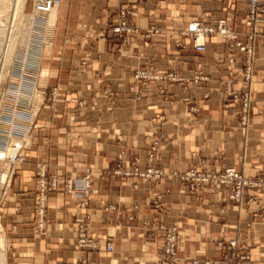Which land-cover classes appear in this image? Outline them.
<instances>
[{"label":"crops","instance_id":"crops-1","mask_svg":"<svg viewBox=\"0 0 264 264\" xmlns=\"http://www.w3.org/2000/svg\"><path fill=\"white\" fill-rule=\"evenodd\" d=\"M122 3L130 13V27L143 33L153 26L159 34L149 39L139 33L118 34L115 27ZM57 9L51 53L41 63L48 76L40 86L48 93L56 88V103L40 113L33 150L18 167L12 201L5 204L18 212L12 218L22 232L19 243L29 245L33 238L28 264H81L84 259L91 264H161L155 243L141 226L144 220L178 226L181 240L176 261L170 264L219 260L225 249L218 248L216 241L229 239H237L240 253L249 256L243 264H264V193L246 190L245 202L237 204L222 187L191 192L167 176L150 190L141 181L142 190L134 191L129 181L106 174L118 159L138 157L144 167L148 139L163 133L159 156L167 173L202 161L212 170L234 168L250 179L258 178L264 170V22L258 23L254 41L253 100L245 132L239 125V104L222 99L230 54L224 41L208 40L206 51L197 52L192 40L181 35L188 21L209 22L212 17L226 19L246 42L245 3L62 0ZM181 42L185 48L179 46ZM136 69L174 73L189 81L202 75L209 81L196 87L180 81L138 82L133 78ZM191 108L198 111L192 114ZM39 164L46 165L47 182L52 177L57 180V188L48 190L42 234L34 223V177ZM86 168L93 173L88 235L103 244L111 241V253L80 250L76 245L77 220L85 211L75 208L65 181ZM165 189L169 194L156 217L151 192Z\"/></svg>","mask_w":264,"mask_h":264},{"label":"built area","instance_id":"built-area-1","mask_svg":"<svg viewBox=\"0 0 264 264\" xmlns=\"http://www.w3.org/2000/svg\"><path fill=\"white\" fill-rule=\"evenodd\" d=\"M138 1L144 2L146 0ZM217 1L222 2L224 0ZM229 1L243 2L247 5V17L244 25L249 31L246 34V42L241 40L240 34L227 23L226 19H214L212 17L209 18V22H204L200 19L188 21L181 35L192 40V47L197 52L206 51L208 40L220 37L224 41L225 47L230 54L226 59L227 71L222 99L224 101L232 99L239 104V125L246 132L249 126L253 100L251 88L254 83V41L258 34V23L264 22V0ZM31 3L32 12L35 17L27 55H24L25 57H18L16 60L14 59L15 61L12 60V69L11 67L7 68V66H4L0 58V120L2 116V118L11 119L16 124V127L5 136L0 134V139H6L5 141L8 142V148H6L5 152L0 149V154H6L11 147V151L13 150L14 153L12 155H4L3 157L0 156V161L3 163L2 172L0 173V204L7 201L8 191L11 188L18 167L26 163L27 156L25 151L28 148L26 136L35 127L39 110L41 108L44 109L43 104L35 107L31 101V97H34L36 94L43 96V102L47 96V90L39 86L41 63L43 58L46 57L43 56V49L52 42V39L46 40L44 38L46 29L44 18L54 8L59 7L62 0H31ZM129 14L126 4H120L118 9L119 22L115 27V31L120 35L126 36L139 33L138 29L128 25L127 17ZM139 34L149 39L158 35L159 29L152 26ZM179 46L185 48L183 42ZM29 49H33L34 54H31ZM16 62L19 63L17 67L15 65ZM133 78L138 82L162 80L168 82H191L194 87L201 81H209L208 76L196 75L189 81L178 77L174 73L159 75L152 71V69H136ZM5 82L6 85H4ZM234 83L237 84L236 88H234ZM187 90V87L183 88V92ZM160 92L163 93L164 91L161 89ZM48 101L50 103L48 107L50 109L53 108L56 103V88L50 89ZM7 103H10L11 106H6ZM225 106L227 107L226 104ZM5 108H7L6 111L12 112V115L4 114ZM197 111V108H191L189 112L195 114ZM160 119H164V116H161ZM0 125L2 126L1 121ZM1 132L2 130H0ZM12 140H18L19 144H11ZM163 140V133H159L155 137L148 139L150 150L147 153V163L144 167L138 157H133L129 160L118 159L106 170V174L129 181L134 191L142 190L140 186L141 181L146 182L148 190H150L152 185L160 182L167 176L177 181L180 185L187 187L191 192L205 191L210 187H222L227 191L230 200L237 204L245 202L246 190H254L259 194L264 193V170L258 178L250 179L243 172H239L234 168H224L216 171L206 167L204 162L199 161L198 164H191L184 169H175L167 173L161 166L159 156ZM34 180V222L36 229L39 232H43L46 225L48 190L57 188V180L55 177H52L47 182L45 164L37 166ZM92 180V169L86 168L75 179H67L65 181V190L75 197V208L85 211L77 220L76 245L80 250H102L106 253H111L114 249L111 241L103 244L99 239L90 238L88 235L91 214L87 210L92 196ZM167 194H169V189L151 192L150 205L156 217L162 211L163 198ZM156 217L154 220L157 219ZM128 220H133V216L130 215ZM151 222V220H144L141 226L146 230L147 238L155 243L156 251L160 256V263H174L181 240L178 226L176 224H163L159 222L153 224ZM216 246L225 249L222 258L216 261H206L205 264H243L249 260L247 253H240L241 249L237 239H229L226 243L216 241ZM197 263V261H193V264ZM81 264L91 263L84 259Z\"/></svg>","mask_w":264,"mask_h":264},{"label":"rangeland","instance_id":"rangeland-1","mask_svg":"<svg viewBox=\"0 0 264 264\" xmlns=\"http://www.w3.org/2000/svg\"><path fill=\"white\" fill-rule=\"evenodd\" d=\"M11 4H12V2H8V4L3 6L4 7L3 8V13L0 14V25H1L0 29L5 28V27L7 29V27L9 25H13L11 23L12 22V14H13V9H12V5ZM32 15H33V12H32L31 0H25V4H24V7H23V16L24 17H22V18L16 17L17 21L18 20L21 21L20 23L24 25V24L27 23V18L26 17H28V16L30 17ZM16 24H17V22H16ZM4 25H5V27H3ZM47 46L48 47L43 49V52H44L43 56H46V57L48 55H50V53H51V45H47ZM25 51H26L25 49L20 48V50L18 52L14 53V55H13V57H11V59L13 61H15L14 59H17L18 57H25L24 55H27V53H28V52H25ZM29 51H30L31 54H34L33 53V51H34L33 49H31V50L29 49ZM30 53H29V55H31ZM46 57H45V59H46ZM18 64L19 63H17V62L15 63L16 67L18 66ZM11 66L12 65L10 64V65L7 66V68H10ZM40 69L42 70L41 75L43 77L45 75V71H44L45 69L42 67V65H41ZM43 80L44 79H40L39 80L40 81L39 86L42 85ZM4 85H6V82L4 83ZM46 93H47V96L45 97L46 100L44 102H43L44 99L42 98L43 96H40L39 94H38V97H36L37 99L34 96V98L36 100L33 98V96L31 97V99H32L31 101L33 102V104H35L34 105L35 107H39L42 104L44 105V109L41 108L39 110L38 115L36 117V121L39 118V115H40V113L42 111H46V110L49 109V107H48L49 104H50L49 101H48L49 100V93L47 91H46ZM10 102H11V99H10ZM37 103H39V104H37ZM8 105L11 106L10 103L6 104V106H8ZM6 109L7 108H5V110H4V114L12 115V112L6 111ZM0 121H1V124H2V126L0 125V128H1L0 130L4 129V130H2V132L0 134H2L4 136L8 132H11L16 127V124H14V122H12L11 119H7L6 117L2 118V116H1V120ZM15 121H17V120H15ZM36 121H35V124H36ZM34 131H35V127H33V130L31 131V133L26 136V145L28 147L27 150L25 151L26 155H27V153L29 151L32 152V150H33V141H34V137H35L34 136ZM5 140H1L0 139V149L4 150V152L6 151V148H8V146H7L8 142L5 141ZM6 143H7V145H6ZM2 168H3V163H2V161H0V173L2 172ZM14 179H15V176H14ZM14 179H13V182H14ZM13 182H12L10 190L8 191L7 201L2 203V204H0V236H2L3 240H4V248H5V253H6V264H28L29 263V258H28L29 254H32V256H33V251H30V250H32V248H31L32 244L31 243H32V239L33 238H31L30 241H28V244L30 243L31 246H29L30 244L27 245L25 243L23 245L20 244L21 242L18 241V236L21 235L22 232L18 231V229H19V228H17L18 223H16V220L14 218H12L15 215V213L17 214L18 212H17V210H15L16 209L15 207L12 208V207H10L8 205H5L9 201H12V198H13V193H12ZM35 228H36V226H35ZM36 231L39 234L43 233V232H39L37 229H36ZM24 238L26 240L29 239L28 236H25Z\"/></svg>","mask_w":264,"mask_h":264},{"label":"bare ground","instance_id":"bare-ground-1","mask_svg":"<svg viewBox=\"0 0 264 264\" xmlns=\"http://www.w3.org/2000/svg\"><path fill=\"white\" fill-rule=\"evenodd\" d=\"M8 2H12L11 5H12V9H13V14H12V22L11 23L13 25H9L7 27V29L4 25L3 27H5V28L1 27L2 29H0V52H1L0 58L2 59L4 66H8L11 64V60H12L11 57H13L14 53L18 52L20 50V48H23L26 50L25 52H28V45H29V41H30V37H31V31H32L31 29H32V27H34V21L33 20L35 17L34 14L30 17L29 16L26 17L27 23L24 25L20 23L21 21H19V20L17 21L16 17H19V18L24 17L23 16V7L25 4V0H0V14L3 13V8H4L3 6L8 4ZM57 8H54L53 11L44 18L45 24H46L45 25L46 29H45L44 38L46 40H51L53 37L54 27H55L56 21L58 20V17H59ZM16 22H17V24H16ZM46 47H48V46H46ZM46 47H44V48H46ZM11 69H12V67H11ZM41 72H42V70H40V72H39L41 79H45V77L48 76V73H46V75L44 77H42ZM39 83H40V81H39ZM36 97H38V94L35 95V98ZM39 103H37V104H39ZM2 130H4V129H2ZM10 143L11 144H13V143L19 144V141L18 140H12ZM11 148L6 152V154L5 153L0 154V156L3 157L4 155L14 154L13 150L11 151ZM0 264H6V253H5V248H4V240H3L2 236H0Z\"/></svg>","mask_w":264,"mask_h":264}]
</instances>
